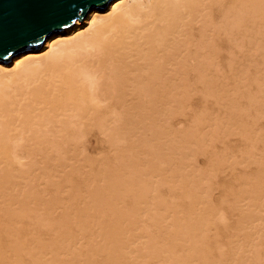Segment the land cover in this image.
Masks as SVG:
<instances>
[{"label":"bare ground","instance_id":"bare-ground-1","mask_svg":"<svg viewBox=\"0 0 264 264\" xmlns=\"http://www.w3.org/2000/svg\"><path fill=\"white\" fill-rule=\"evenodd\" d=\"M258 57L264 0H113L0 61V264H264Z\"/></svg>","mask_w":264,"mask_h":264},{"label":"water","instance_id":"water-1","mask_svg":"<svg viewBox=\"0 0 264 264\" xmlns=\"http://www.w3.org/2000/svg\"><path fill=\"white\" fill-rule=\"evenodd\" d=\"M113 0H0V61L39 49L54 32Z\"/></svg>","mask_w":264,"mask_h":264},{"label":"rangeland","instance_id":"rangeland-1","mask_svg":"<svg viewBox=\"0 0 264 264\" xmlns=\"http://www.w3.org/2000/svg\"><path fill=\"white\" fill-rule=\"evenodd\" d=\"M264 58V57H263ZM230 59V57H228L227 58V62H228V60ZM244 59V58H243ZM253 59H255V58H253ZM253 59L251 60V58H250V60L247 58V60H246V58L242 61V64H243V62L245 61H248V63L246 64L245 62H244V67L247 65H250V62L251 61H253ZM230 61V60H229ZM255 61H257L258 63H259V66H258V64L256 63V62H252L253 63V65L255 66V65H257V67H260V68H262L263 70H264V66H260V65H264V59L263 60H261V58L259 59V57H258V59L256 58L255 59ZM241 64V66H243ZM252 64L250 65V69L252 70L251 72H255V71H253V70H255V69H252V67H254ZM252 66V67H251ZM227 70V69H226ZM263 73H264V71H263ZM261 74H262V71H261ZM250 75H254V74H250ZM262 76L264 77V75L262 74ZM251 77H253V76H251ZM230 78H232V76L230 77ZM246 79V78H245ZM230 80H232V79H230ZM247 80V79H246ZM231 82V81H230ZM232 84V83H231ZM253 85H255L254 83H253ZM252 88H254L253 90L255 91V89H256V87H252ZM243 101V103L245 104L246 102L248 103V101L246 100V101H244V100H242ZM240 103H241V100H240ZM243 103H242V105H243ZM210 104V106L212 107V104L211 103H209ZM240 106H241V104H240ZM216 110H219L218 108H216ZM165 119V123L163 124V127H164V129H167V131L168 132H171V130H175V132L174 133H176V131L177 130H180V129H183V128H185V127H187L188 125H190L191 123H190V121H187V119H186V117H184V116H179V117H173L171 120H167L166 118H164ZM160 124L162 125V123L160 122ZM259 124H260V126H259V129H257L258 131H263L264 130V119H262L261 120V122H259ZM184 126V127H183ZM232 138L233 139H237L236 140V142L237 141H240L241 140V137L239 136V135H237V134H234V135H232ZM100 139H102V140H100ZM100 139L99 138H94V140L92 141V145H91V148L92 147H94V149L92 148L91 150H89V151H86V152H84V153H86V154H84L85 155V157L83 156V153H82V155L80 156V153L78 154V153H74L73 152V155H75L74 157H76L74 160L72 159L73 158V156L72 155H70L72 158V162H77V160H78V158L81 160H83L82 162H85L84 161V159H83V157L85 158V160L89 157V159H93V160H101L102 158H104V157H106V155H108L110 152H109V149H110V147H109V142H107V140L105 139V138H103V137H100ZM105 140V141H104ZM105 142H107V143H105ZM103 143V144H102ZM105 143V144H104ZM102 144V145H101ZM108 147H109V149H108ZM112 149H110V151H111ZM220 150H222V149H220ZM70 153V152H69ZM68 154V153H67ZM76 154H78V158H77V155ZM69 155H66V157L68 158L67 159V161L69 160V162H70V156ZM87 155V156H86ZM63 157V156H62ZM87 157V158H86ZM76 160V161H75ZM65 162H66V160H65ZM194 162H199L200 163V165H198V166H202V167H204V165H205V162L203 161V157L201 156V158H199L198 160H196L195 159V161ZM199 163H197V164H199ZM204 163V164H203ZM66 165V164H65ZM64 165V166H65ZM235 171V170H234ZM240 171V170H239Z\"/></svg>","mask_w":264,"mask_h":264}]
</instances>
